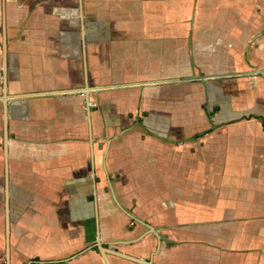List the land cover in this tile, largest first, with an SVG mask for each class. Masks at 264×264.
Returning a JSON list of instances; mask_svg holds the SVG:
<instances>
[{"label":"crops","instance_id":"crops-1","mask_svg":"<svg viewBox=\"0 0 264 264\" xmlns=\"http://www.w3.org/2000/svg\"><path fill=\"white\" fill-rule=\"evenodd\" d=\"M258 114L264 0H0V264H264Z\"/></svg>","mask_w":264,"mask_h":264},{"label":"water","instance_id":"water-1","mask_svg":"<svg viewBox=\"0 0 264 264\" xmlns=\"http://www.w3.org/2000/svg\"><path fill=\"white\" fill-rule=\"evenodd\" d=\"M5 91V90H4ZM4 153H5V160H6V165H7V160H8V112H7V100H6V108H5V112H4ZM7 169V167H6ZM8 176V174H7ZM6 180L8 181V177L6 178ZM5 222H6V227H5V234H6V264H10V243H9V239H10V214H9V189L7 187L6 189V217H5ZM149 227L151 228V232H154V228L149 225ZM97 238L96 241L91 244L90 246L84 248L83 250L79 251L78 253L74 254L73 256L66 258V259H59V260H51L50 263H56V262H63L66 260H70L71 258H75L77 256H79L80 254H82L84 251L88 250V249H93L96 248L100 251V253L102 254L106 264H112L108 254H114L123 258H126L128 260H132L136 263H140V264H157L155 262L152 261L151 258L149 259H144V258H140L122 251L117 250L116 248H110L107 247L106 244L110 243V242H105L102 241L100 239V235H99V225H98V219H97ZM144 236V235H142ZM140 236V237H142ZM139 237V238H140ZM139 238L133 239V240H120L122 242H131L134 240H138ZM115 242L118 241H112L110 244H115ZM36 262L35 260H30L28 262V264H32ZM41 263H46V261H41ZM49 263V262H48Z\"/></svg>","mask_w":264,"mask_h":264},{"label":"rangeland","instance_id":"rangeland-1","mask_svg":"<svg viewBox=\"0 0 264 264\" xmlns=\"http://www.w3.org/2000/svg\"><path fill=\"white\" fill-rule=\"evenodd\" d=\"M106 189H108V187H106ZM108 190H109V189H108ZM133 215H134V214H133ZM128 223H129V225H136V226L138 225V222L133 221V220L130 219V218H129ZM107 246L110 247V248H114V247H115V246L112 245V244H108ZM24 264H27V261H26Z\"/></svg>","mask_w":264,"mask_h":264},{"label":"trees","instance_id":"trees-1","mask_svg":"<svg viewBox=\"0 0 264 264\" xmlns=\"http://www.w3.org/2000/svg\"><path fill=\"white\" fill-rule=\"evenodd\" d=\"M254 115V114H253ZM259 118H261L262 119V122H263V125H264V115H260V114H258L257 115ZM36 260L38 259V258H35Z\"/></svg>","mask_w":264,"mask_h":264}]
</instances>
